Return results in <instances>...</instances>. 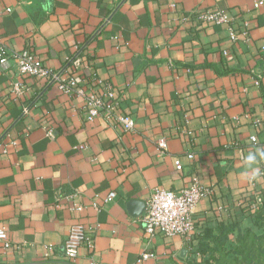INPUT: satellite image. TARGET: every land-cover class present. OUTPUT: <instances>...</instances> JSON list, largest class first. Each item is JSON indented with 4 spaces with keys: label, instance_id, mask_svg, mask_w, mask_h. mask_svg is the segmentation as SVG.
Segmentation results:
<instances>
[{
    "label": "crops",
    "instance_id": "1",
    "mask_svg": "<svg viewBox=\"0 0 264 264\" xmlns=\"http://www.w3.org/2000/svg\"><path fill=\"white\" fill-rule=\"evenodd\" d=\"M257 1L0 0V44L34 49L45 67L64 69L61 80L80 76L86 91L63 92L47 76L0 66V227L11 241L0 244V264H216L219 243L231 250L240 232H262L256 211L264 203L249 201L264 198ZM213 9L230 22L198 18ZM108 86L135 130L90 117L88 95ZM194 178L212 190L195 208V238L147 237L145 211L130 201L146 204L156 187L178 190ZM76 222L90 242L72 261L63 247ZM145 252L155 256L143 260Z\"/></svg>",
    "mask_w": 264,
    "mask_h": 264
},
{
    "label": "built area",
    "instance_id": "2",
    "mask_svg": "<svg viewBox=\"0 0 264 264\" xmlns=\"http://www.w3.org/2000/svg\"><path fill=\"white\" fill-rule=\"evenodd\" d=\"M261 0L255 3V7L261 4ZM198 18L213 24H228L231 16L218 9L201 10ZM246 34V32L244 33ZM233 39H237V35L232 32ZM262 53L264 56V44L262 45ZM227 53V52H225ZM79 64L80 58L73 60ZM13 64L17 68V72L21 75H28L34 78L47 76L54 82L58 81L59 89L63 92H77L85 95L84 87H77L83 80L80 76L67 77L61 80L59 72H54L45 67L41 58L37 56L34 49L28 48L25 50L15 51L4 44H0V66L8 70ZM14 89L18 94L23 92L24 87L21 83H15ZM77 90V91H76ZM115 92L111 86H108L105 94H91L87 97V108L89 109L90 117L104 114L106 117H115L116 120L123 126L126 131L135 130V120L131 115L122 114L117 111V103L115 100ZM253 140H256L253 137ZM168 136H162L157 140V145L161 152H166L168 149ZM180 166V162H176ZM212 190L202 185L197 178H194L192 183L178 190L156 187L147 200L146 209L140 218V222L144 228L147 237H154L157 234L165 236L180 235L186 239H190L196 232L195 208L198 202L210 195ZM116 193L110 191L105 197V201H111ZM263 202L261 196L257 197L254 205ZM78 211H82L84 206L79 204L76 206ZM90 242L86 228L81 222L73 223L70 231L64 241V254L68 260H75L79 254V248L83 243ZM0 244L5 248L11 247V241L7 230L0 227ZM153 252H145L142 255L143 260L154 257ZM93 264H102L94 262Z\"/></svg>",
    "mask_w": 264,
    "mask_h": 264
},
{
    "label": "trees",
    "instance_id": "3",
    "mask_svg": "<svg viewBox=\"0 0 264 264\" xmlns=\"http://www.w3.org/2000/svg\"><path fill=\"white\" fill-rule=\"evenodd\" d=\"M250 203L255 202V198L249 199ZM264 203V198H263ZM256 222L258 228L262 230L261 233L240 232L238 236V244L231 250H222L221 243L218 244L217 249L221 252L220 258L216 264H264V211L259 208L256 211ZM196 232L189 239L195 238ZM227 231L220 235V238H227ZM204 244H200L201 252H203ZM208 261H205V264Z\"/></svg>",
    "mask_w": 264,
    "mask_h": 264
},
{
    "label": "water",
    "instance_id": "4",
    "mask_svg": "<svg viewBox=\"0 0 264 264\" xmlns=\"http://www.w3.org/2000/svg\"><path fill=\"white\" fill-rule=\"evenodd\" d=\"M63 72H64V69L59 72V75H62ZM130 205L133 207L139 205V208H138V210H136L135 213H138V211H141V213H143L146 209V204L144 202H141V201L131 200Z\"/></svg>",
    "mask_w": 264,
    "mask_h": 264
}]
</instances>
